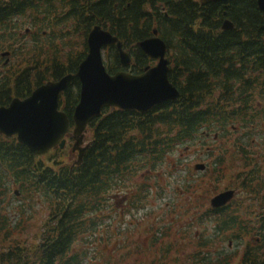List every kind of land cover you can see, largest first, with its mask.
I'll list each match as a JSON object with an SVG mask.
<instances>
[{
	"label": "trees",
	"instance_id": "1",
	"mask_svg": "<svg viewBox=\"0 0 264 264\" xmlns=\"http://www.w3.org/2000/svg\"><path fill=\"white\" fill-rule=\"evenodd\" d=\"M224 19L234 29L223 31ZM62 25L65 31L55 36ZM95 25L121 41L133 74L152 65L136 44L156 30L167 46L168 79L180 96L144 114L105 109L87 126L88 148L78 166L65 161L66 148L35 158L15 138L0 136V264H264V180L248 173L258 168L246 157L252 142L246 125H255L247 117L250 105L260 101L264 113V19L256 0L205 6L198 0H0V106L74 75ZM4 51L9 54L2 58ZM104 65L110 74L122 70L114 47L106 49ZM79 89L73 76L59 98L69 119ZM214 136L244 155L241 185L253 207L241 210L234 198L208 208L211 228L200 229L198 221L194 232L165 223L163 215L149 225L145 247L126 242L132 227L113 223L110 197L120 191L129 210L140 208L169 155ZM210 165L201 178L210 187L196 179L183 185L182 196L203 187L218 192L227 171L221 157ZM143 176L146 182L137 181ZM40 210L45 217L37 242L9 240L23 228L18 219L24 225ZM230 243L232 252L226 250Z\"/></svg>",
	"mask_w": 264,
	"mask_h": 264
},
{
	"label": "water",
	"instance_id": "2",
	"mask_svg": "<svg viewBox=\"0 0 264 264\" xmlns=\"http://www.w3.org/2000/svg\"><path fill=\"white\" fill-rule=\"evenodd\" d=\"M228 0H199L201 6ZM257 7L264 19V0H256ZM225 16V13H223ZM223 31L234 29L231 21L225 19ZM87 54L78 66L75 77L79 80V101L71 117L73 140L72 152L78 151L75 165L81 163L88 145L83 146V137L87 125L101 115L105 108L145 113L153 107L167 101H175L179 91L168 80V60L166 45L153 36L137 43V47L156 62L145 68L140 75L127 72L109 74L102 60V50L114 46L121 67L131 63L130 56L122 48L120 40L99 25L88 33ZM6 54H2L4 56ZM72 75L57 81H49L37 87L25 99L14 98L7 107H0V134L6 137L16 135L17 141L26 146L35 156L41 157L49 150L64 148V137L69 134L71 121L58 108L59 96L65 91ZM196 170H203L196 165ZM234 196L233 191H225L210 200L212 208L226 205Z\"/></svg>",
	"mask_w": 264,
	"mask_h": 264
},
{
	"label": "rangeland",
	"instance_id": "3",
	"mask_svg": "<svg viewBox=\"0 0 264 264\" xmlns=\"http://www.w3.org/2000/svg\"><path fill=\"white\" fill-rule=\"evenodd\" d=\"M65 27L66 25H62L55 28V36H58L61 31H65ZM104 55H106V53ZM250 107L251 109L247 112V117L251 119L255 125L251 123H247L246 125L247 130L252 134V142L250 146L248 145L246 157L249 161L256 162L258 169L256 168V171L248 173L255 175L257 180H264V133L261 130L264 128V113L259 112L262 107L260 101H256L254 107L252 105H250ZM206 147H208V150L211 152L210 154L206 153V151H208ZM210 147H214L215 150H210ZM223 149H226V152H223ZM67 154H70L69 148H67ZM219 157H221L222 162L220 167H223L224 171H227V174L223 175L225 177L224 179H220L218 192L226 188L233 189L236 191L234 197L236 198V206L241 207V210H246L248 206L253 207V201L249 200L248 194L245 193V187L241 185V180L246 173L244 155L237 153L234 146H232L230 142L225 141V139L217 141L210 137L198 141L189 150L177 149L168 156L163 171L158 173L159 180L156 184L157 188L149 190L148 194L141 202L140 208L129 210L127 203L129 198L122 196L120 191L114 193L110 197L108 203L114 211H109L108 213L112 216L113 223L116 224V227H120L121 229L132 227L126 235V242L129 244L133 243L135 245L137 243L141 246H146L149 225L151 226L160 221L163 215L165 216V218H163L165 223L170 221L173 223V226L176 225L184 231L192 229L194 232L197 229L198 221L202 222L200 229L209 230L212 221L204 214L208 208H210L209 199L218 192H205L206 187H203L202 189L198 188L200 190L195 195L191 194L189 197H184L180 194V190L184 187L183 185L185 183L194 184V180L196 179L210 187L211 183L208 179H206L205 182L201 181L203 172L194 171L193 166L197 162H207L205 163L207 168L212 169V166L215 165L210 164ZM197 158L199 161H196ZM74 159H76V155L70 159L67 156L65 161L71 164ZM141 180L146 182L147 178L143 176L137 179V181ZM134 182L137 183L136 180H134ZM198 186H200V184H198ZM169 209H171L170 212L168 211ZM36 214L38 216L34 217L35 220L28 218L24 225L23 222L18 219L17 224L21 223L23 228L12 231L9 240L12 242L16 241L17 244L19 242L20 246L35 242L41 231L40 221L45 217V213L41 210ZM246 222L249 226H252L251 218L247 219ZM130 223L132 225H130ZM256 225L257 223L253 225L255 229ZM186 243L187 241H183L182 243L184 247L183 254L188 253V250H186ZM235 249L234 244L231 243L226 247V250L230 252Z\"/></svg>",
	"mask_w": 264,
	"mask_h": 264
}]
</instances>
